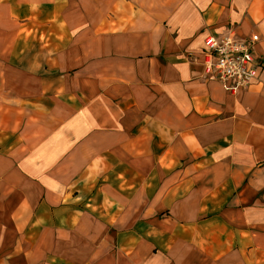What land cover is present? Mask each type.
<instances>
[{"label":"crops","instance_id":"1","mask_svg":"<svg viewBox=\"0 0 264 264\" xmlns=\"http://www.w3.org/2000/svg\"><path fill=\"white\" fill-rule=\"evenodd\" d=\"M0 264H264V0H0Z\"/></svg>","mask_w":264,"mask_h":264},{"label":"built area","instance_id":"2","mask_svg":"<svg viewBox=\"0 0 264 264\" xmlns=\"http://www.w3.org/2000/svg\"><path fill=\"white\" fill-rule=\"evenodd\" d=\"M258 42L257 36L245 43L238 42L232 32L221 39L212 34L206 35L204 48L208 73L215 75L222 87L231 94L248 89L261 66L255 52Z\"/></svg>","mask_w":264,"mask_h":264}]
</instances>
